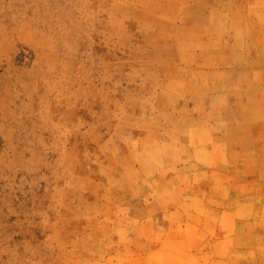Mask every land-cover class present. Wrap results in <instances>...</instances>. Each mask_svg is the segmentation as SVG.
<instances>
[{
	"label": "rangeland",
	"instance_id": "1",
	"mask_svg": "<svg viewBox=\"0 0 264 264\" xmlns=\"http://www.w3.org/2000/svg\"><path fill=\"white\" fill-rule=\"evenodd\" d=\"M0 264H264V0H0Z\"/></svg>",
	"mask_w": 264,
	"mask_h": 264
}]
</instances>
